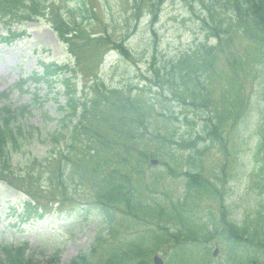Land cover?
Returning <instances> with one entry per match:
<instances>
[{
  "label": "trees",
  "instance_id": "obj_1",
  "mask_svg": "<svg viewBox=\"0 0 264 264\" xmlns=\"http://www.w3.org/2000/svg\"><path fill=\"white\" fill-rule=\"evenodd\" d=\"M164 1L133 0L131 15L142 9L143 4L146 7L144 12L156 19ZM195 1L203 10V15L198 18L206 34L205 41L179 58L167 61L161 68L151 69L158 81L167 84L160 85L161 89L169 90L175 101L184 102V106L188 105L196 115H203L201 133L195 138L191 135L180 137L177 143L198 155L197 140L207 137L210 141L222 142L221 133L227 125L237 127L242 121L250 101L248 83L258 80L264 98V0ZM81 4L83 10V0ZM76 9L79 10V6ZM42 18L49 20L51 29L66 46L74 63L71 60L40 61V71H33L16 84L20 90L24 84H28L30 89H27L33 91L34 102L38 101V92L45 91V101L59 85L64 95L63 104L58 105L61 118L57 129L44 137L51 146V152L46 158H28L26 169L18 172L12 161L21 157L20 150L34 131H26L25 127L14 123L24 109L15 110L7 105L0 107V180L28 196V201L22 202L20 217H43L45 205L36 198V191L25 192L17 184H29L37 190L41 189V185L30 179H35L37 175L43 178L47 172L48 175L43 178L46 183L44 192L50 195L75 196L76 188L82 189L89 182L85 189H89L94 196L85 205L98 215L103 230L107 229L106 236L97 233L86 251L63 264H149L147 258L150 254L170 242L173 243L172 252L165 264H207L205 261L213 241L220 243L228 264H249V258L258 255L255 252L258 249L255 236L245 239V230L241 225L228 222L222 215L218 221L212 216L205 219L195 214L193 206L196 201L202 192H212L214 185L209 187L204 183L205 179L201 176L203 166L196 167L200 170L198 173L192 172L190 166H195L194 154L190 153L192 158L189 165L186 164L187 171L183 173L184 192L180 200H170L165 206L167 204L163 200L155 198L147 201L140 195L145 187L156 190L158 182V177L146 178L142 163L137 162L146 159L149 153L142 144L145 147L146 143L154 145L155 153H150L157 157L159 150H163L160 143L167 141L159 129L156 133L150 129L154 117L151 104L142 102L138 93L127 91L125 94L122 89L107 90L96 78L92 81L91 90L96 91L95 96L104 91L100 104L96 103L95 96L88 99L87 93L82 98L78 94L79 77L87 79L92 76L89 70L82 72L83 64L92 59L90 65L93 70L98 68L110 50H116L123 58H131L125 40L120 38L117 42L106 34L90 32L82 26L83 20L70 23L60 11L58 13V9H52L48 0H0V24L5 32L0 40L10 44L25 33L21 29L23 23ZM152 18H149L150 23ZM15 25L20 28L14 30ZM152 44L155 46V40ZM152 58L154 62V56ZM220 61L225 68L219 69L217 64ZM93 77L96 76L93 74ZM218 80L221 86L218 95H215L218 88L214 84ZM2 95L7 94L1 93L0 99ZM54 98L58 101L57 97ZM261 134L256 155L264 147V131ZM169 142H172L171 138ZM168 156L170 159L164 161L163 166L165 170L173 172L177 156ZM147 179L150 181L145 184ZM71 184L74 185L73 191L70 190ZM48 200L60 203L57 197ZM117 214L121 216L120 220H116ZM144 214L153 219L159 232L154 235L158 246L150 249L144 241L135 243L126 240V237L122 239L116 227L131 228L138 224V220L144 219L141 217ZM148 232L153 233L154 230ZM246 244L249 245L248 250ZM193 246L200 247L201 259L191 255L184 257ZM28 251L27 244L0 245V264H38ZM48 264L62 263L54 254Z\"/></svg>",
  "mask_w": 264,
  "mask_h": 264
},
{
  "label": "rangeland",
  "instance_id": "obj_2",
  "mask_svg": "<svg viewBox=\"0 0 264 264\" xmlns=\"http://www.w3.org/2000/svg\"><path fill=\"white\" fill-rule=\"evenodd\" d=\"M48 2L54 11L58 9V13L60 11L70 23L83 20L82 26L90 32L106 34L117 42L120 38L125 40L131 58H123L113 50L104 55L102 63L94 70L91 66L92 59L89 63L83 64L82 72L89 70L88 73L92 76L87 79L79 77L78 94H81V98L84 97V93H87L90 87L88 99L95 96L96 91L91 90L94 74L96 80L102 82L107 90L122 89L125 94L127 91L131 94L138 93L142 102L152 105L154 117L151 119L150 129L155 130V133L159 129L161 134L167 137V141L160 143L164 151L159 150L157 157L150 153L152 151L155 153L152 147L154 145L146 143L147 147H145V144H142L143 149L149 153L145 156L146 159L137 162L142 163L146 178L158 177V182L156 190L145 187L141 189L140 195L147 201L155 198L163 200L167 204L165 206H168L170 200L177 202L184 192L183 173L188 169L186 164L189 165L190 153H192L191 149H183L177 143L180 137L187 138L191 135L195 138L201 133L200 123L203 115H196L188 105L184 106V102L175 101L174 95L169 90L161 89L160 85L167 84L158 81L151 68H161L167 61L179 58L205 41L206 34L198 18L203 15L201 5L195 0H165L157 11L156 19H153L152 15L150 17L144 12L146 7L143 4L142 9L131 15L133 0H83L85 6L83 10H81V0H48ZM78 6L79 10L76 9ZM149 18H152L151 23ZM22 28L25 34L21 38L10 45L0 42V93H8L7 96H1L0 107L7 105L16 110L26 107L14 123L25 127L26 131L29 129L35 131V136L25 143L26 153L23 152L21 157L12 161L17 172L26 169L28 158L48 156L51 146L44 137L57 129L61 117L59 103H55L52 99L55 92L50 94L49 99L43 101L44 91H41L38 93V101L34 102L31 93L24 90L28 88L27 85L23 87V91H20L15 84L31 75L33 70L40 71L39 62L43 59L59 62L71 60L74 63L64 45L57 40L54 31L51 30L48 19L25 22ZM3 31L4 29L0 27V34ZM154 40L155 46L152 44ZM222 63L220 61L217 64L219 69L225 68ZM214 86L218 88L215 93L218 95L221 82L218 80ZM247 87L250 101L242 121L237 127L227 125L221 133L222 142L210 141L207 137L204 140H197L200 155L192 153L195 155L193 156L195 166L190 168L192 172L198 173L200 170L196 167L203 166L201 176L205 179L204 183L209 184V187L214 185L216 189L215 192L213 189L207 194L209 198L202 193L193 206L194 212L201 217L207 218L208 213L219 217L222 208L225 214L227 213V218L247 225L250 231L258 225L260 217L264 222V147L257 157L258 164L255 158V150L261 140V132L264 131V98L258 80L248 83ZM58 89L62 91L61 87ZM103 96L104 91H100L95 96L97 104L102 102ZM58 101L64 102L61 93ZM36 127L40 129L37 130ZM169 138L172 142H169ZM169 154L177 156L173 172L165 170L163 166V162L170 159ZM151 158L159 161L156 166H151L152 168L149 167ZM47 175L48 173L45 172L43 178ZM43 178L42 175H37L36 180L30 179L41 185L42 190L40 188L37 190L29 184H17V187L22 186L25 192L36 191V198L40 204L45 205L43 218H28L26 221H22L18 215L22 210L20 203L26 197L9 184L0 181V245L27 244L28 254H31L38 264H48L54 254L61 263H67L75 255L87 250L97 233L106 236L107 229L103 230L104 226L98 220V215L84 205L94 196L89 189H85L89 182H86L82 189L77 187L75 196L50 195L45 193L46 183ZM149 179L144 183L149 182ZM70 190H74V185L71 184ZM51 197L59 198L60 203L49 202L48 199ZM141 217L144 219L138 220V224L128 229L116 225L119 236L122 239L126 237V240L131 238L133 240L140 234L149 249L158 246L154 241L157 229L153 219L146 214ZM120 219L121 216L117 214L116 220ZM259 225L264 227L261 223ZM150 229L154 230V234L148 233ZM262 231L264 233V228ZM262 237L264 235L259 236L260 239H264ZM248 239L251 238L248 236ZM171 245L172 242L161 246L158 251L150 254L148 261L152 260L153 255L158 254L167 262L172 252ZM215 247L218 248V254L213 257L212 251ZM199 251V247L193 246L190 253H186L184 257L191 255L201 259ZM209 252L208 264H227L225 252L217 243Z\"/></svg>",
  "mask_w": 264,
  "mask_h": 264
},
{
  "label": "water",
  "instance_id": "obj_3",
  "mask_svg": "<svg viewBox=\"0 0 264 264\" xmlns=\"http://www.w3.org/2000/svg\"><path fill=\"white\" fill-rule=\"evenodd\" d=\"M151 163H152V164H156V161H155V160H151ZM216 254H217V249H215L213 255L216 256ZM153 264H162V258H160V257H158V256H155V257L153 258Z\"/></svg>",
  "mask_w": 264,
  "mask_h": 264
}]
</instances>
